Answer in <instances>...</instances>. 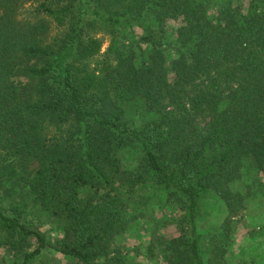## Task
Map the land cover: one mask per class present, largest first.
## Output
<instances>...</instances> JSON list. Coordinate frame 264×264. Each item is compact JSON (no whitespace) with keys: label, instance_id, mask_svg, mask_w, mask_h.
<instances>
[{"label":"trees","instance_id":"1","mask_svg":"<svg viewBox=\"0 0 264 264\" xmlns=\"http://www.w3.org/2000/svg\"><path fill=\"white\" fill-rule=\"evenodd\" d=\"M255 170L264 0H0V253L121 264L110 252L129 199L154 183L176 233L146 264H243L227 252L232 216H254ZM207 196L225 213L202 251ZM24 212L61 221L56 240Z\"/></svg>","mask_w":264,"mask_h":264},{"label":"rangeland","instance_id":"2","mask_svg":"<svg viewBox=\"0 0 264 264\" xmlns=\"http://www.w3.org/2000/svg\"><path fill=\"white\" fill-rule=\"evenodd\" d=\"M103 42L100 50H103L107 42V35L102 34ZM139 152L136 146H125L121 150V157L125 165H133L137 160ZM261 180V181H260ZM247 182L253 194L248 201L250 211L254 216H247V209L241 210L233 215L231 239L228 245V258L243 260V264H264V172L250 171ZM134 199H129L130 211L133 213L129 225L118 235L110 252L120 259L121 264H146L152 260L150 251H160L157 237L160 234L172 235L176 233L172 225L167 224L174 215V210L165 203L162 190L154 183H147L133 194ZM225 210L222 205L211 196L202 199V204L197 216L199 232V244L201 250H206L210 232L208 225L219 222ZM32 218L39 220L40 226L46 230L51 241H55L62 228V222L49 217ZM151 248V249H150ZM150 249V250H149ZM0 264H21L19 255L14 251L0 253ZM29 264H75L68 257L59 253L53 247H45L39 255Z\"/></svg>","mask_w":264,"mask_h":264}]
</instances>
